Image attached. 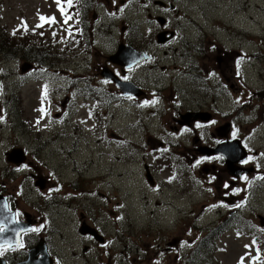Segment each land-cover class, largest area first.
<instances>
[{
  "label": "rangeland",
  "instance_id": "obj_1",
  "mask_svg": "<svg viewBox=\"0 0 264 264\" xmlns=\"http://www.w3.org/2000/svg\"><path fill=\"white\" fill-rule=\"evenodd\" d=\"M154 1L88 0L86 35L95 48L89 51L90 56H85L86 62L85 57L81 60L79 54L68 51L63 43H52L57 48V58L49 56L38 61L34 53L23 54L33 68L18 75L16 87L3 85L0 90V104L7 113L0 114V189L21 194L16 197L33 208L50 192L54 193V199L62 201L61 205L51 207L49 219L45 214L42 217L49 227H57L58 234H50L49 240L60 250V256L67 258V264H83L81 257H77L81 263L72 258L84 246L90 249L80 256L91 260L101 254L96 245L75 231L80 219L95 220L97 229L112 245L116 264H126L127 258H131L129 264H140L132 258L138 237L152 242L151 245L158 243L157 247L169 241L175 243L167 255L145 249L148 258L143 264H154L156 259H164L165 264H264L255 256L252 241L255 240L260 252L264 251V221L259 218H264V124L259 125L264 119V0H162L167 8L162 7L167 11V24L156 17L146 21L148 16L163 13L158 3L161 0ZM41 16L55 21L53 30L60 41L66 40L69 31H74L75 22L72 27L61 22L58 28L62 16L53 0H0V34L10 32L13 26L25 29L24 25L37 23ZM163 30L174 33L176 38L169 43H157L154 37ZM131 40L135 46L153 40L151 49L156 55L147 68L141 66L127 75L146 91H150L156 79L170 83L165 88L167 91L161 90L169 97L180 89L177 109L182 115L195 114L199 119L195 127L172 132L171 127H177L172 105L166 107L161 101L155 106L159 109L155 117L149 114L154 107L137 108L121 103L107 106L104 101L82 100L86 97L82 92L85 88L90 89L85 90L88 95L95 93L94 86L109 91L100 74L112 68L110 63L122 67L117 56L120 48L131 47ZM26 41L18 39L11 45L18 43L28 50L32 45ZM2 47L6 50L4 54L0 52L2 57L12 52L10 43L4 41ZM126 55L140 57L131 49ZM239 57H254V60L243 59L239 67ZM49 58L52 69L37 66L42 61L49 64ZM62 59L67 65L59 67ZM219 59L224 60L220 72ZM3 63L10 62L3 60ZM195 68H202V74L195 75L192 71ZM210 69L223 75L224 86L212 89L208 85ZM82 77L89 80L83 82ZM124 85L135 91L131 85ZM46 87L50 92L48 100L43 97ZM166 95V99L172 100ZM50 98H62L58 106L62 104L71 112L64 123L56 126V132L66 130L68 139L61 138L58 148L53 145L43 150L41 144L53 138V127H45L52 114L43 118L38 110L42 107L50 110L47 106ZM195 111L210 112L213 121L206 124ZM226 120L234 122L230 136L245 142L248 164L256 169L253 176L236 179V188L225 182L230 177L224 173L220 160L217 163L213 158L202 160L195 152L196 143L192 145L196 138L212 145L209 134L215 133V128ZM221 134L219 138L225 139L226 135ZM160 142L169 146L162 147ZM16 149L25 152L26 163L25 167L13 170L5 154ZM160 149L164 151L158 153ZM159 155L165 160L154 165ZM172 157L183 158L187 164L188 159H201L192 162V166L188 164L191 171L188 170L187 191L182 187L185 181L170 180ZM205 162L216 165L213 174L202 172ZM143 164L156 168V174L152 175L157 180L155 188L146 183L144 176L152 172ZM37 181H44L46 187L40 190L35 185ZM71 181H82V185L73 190ZM71 192L75 198H71ZM225 200L230 201V206L237 205L236 209L219 207ZM191 221L200 228L192 230L194 243L206 236L212 239L217 227L214 222L224 221L217 230L220 236L215 242L214 256L210 241L201 242L194 255L186 260L174 255L172 249H177L179 242L176 237L182 225Z\"/></svg>",
  "mask_w": 264,
  "mask_h": 264
},
{
  "label": "flooded vegetation",
  "instance_id": "obj_2",
  "mask_svg": "<svg viewBox=\"0 0 264 264\" xmlns=\"http://www.w3.org/2000/svg\"><path fill=\"white\" fill-rule=\"evenodd\" d=\"M167 12V11H165ZM158 15V14H157ZM161 15V13H160ZM148 19H151V16H148ZM8 41L6 43H10V49L12 50L11 53L6 54L4 57H2L1 53H6V50H3L2 48V41H0V87L2 83L4 82V85L7 87H13L17 85L18 81L17 76L19 71H21V68L18 66L16 57H17V47L15 45H11V42H15L16 36H11V38L7 39ZM153 44V40L149 41L147 45H140L142 49L140 50L141 52L146 53L149 58L148 61L144 62L141 66H144L147 68L146 65H150L154 59H155V50L151 49ZM187 48H190L188 46ZM3 50V51H2ZM10 56V58L8 57ZM3 60L9 61V65H5L3 63ZM219 66H218V71L220 72V67L224 63L223 59L218 60ZM29 64L30 67L29 69H32V65L29 62H26V65ZM111 67H114L111 65ZM152 69V68H151ZM192 71L195 72V75H201L202 74V68H195ZM211 74H213L215 77L211 78ZM194 75V76H195ZM88 77L84 78L83 81H88ZM208 85L213 89L217 88L220 86H224V81H223V75L216 73L215 70L210 69V73L207 75V81ZM108 85H111L108 83ZM156 86H161V84L156 80L155 81ZM154 85V88H155ZM174 85V83H173ZM175 86V85H174ZM221 88V87H220ZM225 92V90H223ZM174 95L176 96V102L169 101L166 99L165 96L160 95L159 92L154 89L151 94L149 95V98L152 99H162V102L164 104H169L172 105V113H173V121L176 122L177 127H171V129L175 132L178 131H183L186 128H193L196 123H189L188 125H183L181 122V116L182 114L178 111L177 108L180 107L179 102H177L178 98L180 97V89H177L176 92H174ZM262 95V94H261ZM148 95H146L147 97ZM263 96V95H262ZM100 97L101 100L106 103L107 106H109L113 102L114 95L110 91H101L100 92ZM93 101H97V95L92 96ZM117 101H122L124 103H129V104H135V99L132 98H123L121 96H116ZM165 100V101H164ZM174 104V105H173ZM0 111H1V104H0ZM191 112V111H190ZM199 112V111H195ZM187 113V112H186ZM211 122V121H210ZM226 122H224L225 124ZM56 126L52 128L53 131V138L51 140H45L41 144V149L44 150L45 147L49 146H55L58 148V141H56V134L59 132H56ZM221 126V125H220ZM218 126V127H220ZM216 127L214 131L218 128ZM210 140L212 143H215L216 137L213 132L210 134ZM200 141L198 142V145H200ZM202 145H207L213 147V145H208V144H202ZM48 147V148H49ZM215 160H220L221 163H223V159L221 157L215 156L213 157ZM26 163V162H25ZM159 163V160L156 159L154 162ZM25 165V164H24ZM146 164H143L142 166L144 167ZM224 165V163H223ZM240 167L244 169H248L247 167H252L249 165L247 162L239 164ZM13 170L17 168V166L12 165L11 166ZM25 167V166H23ZM215 168V167H214ZM213 166H211V169L214 170ZM149 169L151 170L152 174L155 175L156 169L152 168L149 166ZM224 171V170H223ZM225 173V172H224ZM255 173L254 172L251 174L243 175L242 177H248V176H253ZM226 174V173H225ZM32 173H29V176H32ZM230 176V175H229ZM225 181V178H224ZM228 183V185H233L235 184V180H233L230 176V179H227L225 181ZM42 187L40 190L44 189L46 187V183L44 181H41ZM52 190V187H50ZM0 199L5 200V203H7V208L8 212L10 213V220L11 222L9 223L10 226L6 227L5 225H2L0 223V226L4 228V231L0 232V264H67V261H65L67 258L64 256H60V250L56 247H54L50 240V234L56 233L58 234V229L56 226L51 225L50 227L48 224L45 223L43 219V215H46V218H50L49 212H51V207L56 203L54 201V193L50 192V195H47L45 197H42L39 199L37 203V207L33 208V206L28 207L26 202L24 203L23 199H19L16 197V195H21L18 193H11V192H3L0 189ZM1 220V218H0ZM54 220V219H53ZM79 225H86L95 231H97L100 235L101 230L96 227V222L95 220L89 221V222H84L81 219L77 221V228ZM33 229H37L36 231H33ZM75 231L78 233L80 232L79 230L74 228ZM20 231V233H18ZM79 236L84 237L85 239H89L90 242H92L94 245L97 246L98 250L101 251V254L99 256H96L95 258H89L87 256H80L81 253L87 252L90 247L89 246H84L86 247L82 252H80L78 255H76L74 258H72V261L81 263V261L77 260V257H81V260L83 261V264H88L89 262L91 264H116V262L112 258V245L109 243L106 237L104 239H101L103 244L98 243L95 241L91 235L86 234L82 235L79 233ZM80 239V238H79ZM123 253V252H121ZM161 254L167 255L169 253L168 247H164L160 250ZM147 257H144L141 259V262H144L147 260ZM131 263V258L126 259V264Z\"/></svg>",
  "mask_w": 264,
  "mask_h": 264
},
{
  "label": "water",
  "instance_id": "obj_3",
  "mask_svg": "<svg viewBox=\"0 0 264 264\" xmlns=\"http://www.w3.org/2000/svg\"><path fill=\"white\" fill-rule=\"evenodd\" d=\"M160 22L163 23V20H160ZM157 41L159 43H161L162 41L164 42L165 41L164 36L159 35L157 38ZM128 49H131L135 54H139L138 52L134 51L131 47H128V46H125L124 48H120L119 54L117 56L118 57V60H117L118 64H120L122 66L123 65L124 66H133V65L139 63L140 61L144 60V57L142 56V54H140V57L139 56L133 57V56L126 55ZM102 77L106 80H112L119 87V89L122 90L125 94H134L135 93L131 90H128L126 88V86L122 89L121 86H124L123 84H125V83H122L120 80H117L116 77L113 76V74L107 69H104L102 71ZM133 88L135 89L134 86H133ZM223 128H224V131L222 132ZM223 128L221 127L219 129L222 132V134L220 132L219 133L222 136H225L228 133L229 126L226 125V126H223ZM209 151L210 152H205V148L200 149V152L203 155H211V152H212V154H216L217 152H219L217 154L224 155L225 162H226L227 169H228L227 172L233 177L239 178L243 173H248L251 171V170L248 171V169L243 170L241 168L235 167L236 163H240L241 161H244L246 159V151H245L244 147L241 145L240 141H238V140H225L224 142H222V145H220L219 148L209 150ZM6 158H7L8 162H11V163H14L17 165L24 161L23 153L19 149L12 150L11 152L7 153ZM147 179H148V182L151 184V182H150L151 178L148 174H147ZM38 185L40 186L39 183H38ZM0 203H1L0 204V211H1L0 214H2L1 217L3 218V219H1L0 223H2V221L5 220L4 218L8 214H6L7 208L5 206V203L1 199H0ZM259 218L262 219V221H264V218H262V217H259ZM263 226H264V223H263Z\"/></svg>",
  "mask_w": 264,
  "mask_h": 264
},
{
  "label": "trees",
  "instance_id": "obj_4",
  "mask_svg": "<svg viewBox=\"0 0 264 264\" xmlns=\"http://www.w3.org/2000/svg\"><path fill=\"white\" fill-rule=\"evenodd\" d=\"M77 1V5H76V9H75V13H79L81 15V19H82V23L78 22L79 26H78V36L73 37L71 40H75V42H77L79 45H81V49L85 48L86 45H88V35L87 34V30H86V11H87V6L89 5L88 0H76ZM88 3V4H87ZM61 8L64 9V11H67L69 8V5H66L65 7H61L59 6V9L61 10ZM74 14V13H72ZM75 18H76V14H74ZM8 38H6V35L0 34V41H2V44L5 42H7ZM1 43V42H0ZM54 41L52 39L49 40L48 43L44 44H34L31 48H28V50H26L27 53H34V57L35 59H37L38 61L43 60V58L45 57H49L54 55L53 54V44ZM32 45V44H31ZM3 48V47H2ZM66 48L69 49V45L66 44ZM18 51L17 53L19 55L25 54L23 53V49L22 46H18L17 47ZM3 51V50H2ZM48 63L49 65H52V61L50 60V58L48 59Z\"/></svg>",
  "mask_w": 264,
  "mask_h": 264
},
{
  "label": "snow or ice",
  "instance_id": "obj_5",
  "mask_svg": "<svg viewBox=\"0 0 264 264\" xmlns=\"http://www.w3.org/2000/svg\"><path fill=\"white\" fill-rule=\"evenodd\" d=\"M59 2H60V0H57V3H58V4H59ZM71 3H72V0H68V4H69V6H71ZM63 11H64V9L61 8V12H62V13H63ZM41 19L44 20V19H46V18L41 17ZM69 19H71V17H65V23H67V21H68ZM52 22H54V20H53ZM125 79H127V78L125 77ZM36 230H37V229H33V231H36ZM2 231H4V228H3L2 226H0V232H2Z\"/></svg>",
  "mask_w": 264,
  "mask_h": 264
},
{
  "label": "bare ground",
  "instance_id": "obj_6",
  "mask_svg": "<svg viewBox=\"0 0 264 264\" xmlns=\"http://www.w3.org/2000/svg\"><path fill=\"white\" fill-rule=\"evenodd\" d=\"M113 140V139H112ZM119 140V139H118ZM121 140V139H120ZM114 142V141H113Z\"/></svg>",
  "mask_w": 264,
  "mask_h": 264
}]
</instances>
